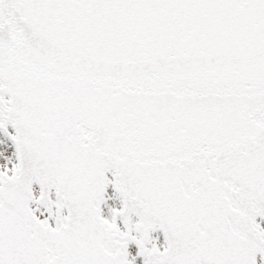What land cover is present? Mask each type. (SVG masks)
I'll use <instances>...</instances> for the list:
<instances>
[{"label":"snow or ice","instance_id":"1","mask_svg":"<svg viewBox=\"0 0 264 264\" xmlns=\"http://www.w3.org/2000/svg\"><path fill=\"white\" fill-rule=\"evenodd\" d=\"M0 264H264V0H0Z\"/></svg>","mask_w":264,"mask_h":264}]
</instances>
